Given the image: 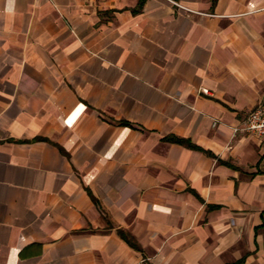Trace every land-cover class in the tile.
Instances as JSON below:
<instances>
[{
	"label": "crops",
	"instance_id": "crops-1",
	"mask_svg": "<svg viewBox=\"0 0 264 264\" xmlns=\"http://www.w3.org/2000/svg\"><path fill=\"white\" fill-rule=\"evenodd\" d=\"M263 97L264 0H0V264H264Z\"/></svg>",
	"mask_w": 264,
	"mask_h": 264
},
{
	"label": "built area",
	"instance_id": "built-area-1",
	"mask_svg": "<svg viewBox=\"0 0 264 264\" xmlns=\"http://www.w3.org/2000/svg\"><path fill=\"white\" fill-rule=\"evenodd\" d=\"M234 133H247L264 139V97L261 103L249 112L243 123L234 127Z\"/></svg>",
	"mask_w": 264,
	"mask_h": 264
}]
</instances>
